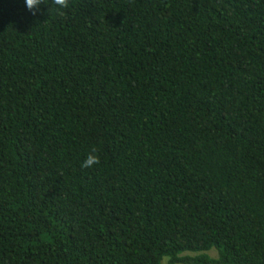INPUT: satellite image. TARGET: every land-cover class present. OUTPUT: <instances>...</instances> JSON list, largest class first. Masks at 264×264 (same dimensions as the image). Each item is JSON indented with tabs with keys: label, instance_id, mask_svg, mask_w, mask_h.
<instances>
[{
	"label": "trees",
	"instance_id": "1",
	"mask_svg": "<svg viewBox=\"0 0 264 264\" xmlns=\"http://www.w3.org/2000/svg\"><path fill=\"white\" fill-rule=\"evenodd\" d=\"M46 2L0 0V264H264V0Z\"/></svg>",
	"mask_w": 264,
	"mask_h": 264
},
{
	"label": "clouds",
	"instance_id": "2",
	"mask_svg": "<svg viewBox=\"0 0 264 264\" xmlns=\"http://www.w3.org/2000/svg\"><path fill=\"white\" fill-rule=\"evenodd\" d=\"M26 7L29 11L32 12L33 15H36L41 5H48L46 0H25ZM70 0H52V5H54L57 9V14L62 15L63 9H67L69 7ZM97 149L92 148L84 162L82 163L83 168H90L100 163V157L96 154Z\"/></svg>",
	"mask_w": 264,
	"mask_h": 264
},
{
	"label": "rangeland",
	"instance_id": "3",
	"mask_svg": "<svg viewBox=\"0 0 264 264\" xmlns=\"http://www.w3.org/2000/svg\"><path fill=\"white\" fill-rule=\"evenodd\" d=\"M213 254V253H212ZM163 264H169L168 262H166L167 258H163ZM176 264H179V263H176Z\"/></svg>",
	"mask_w": 264,
	"mask_h": 264
}]
</instances>
